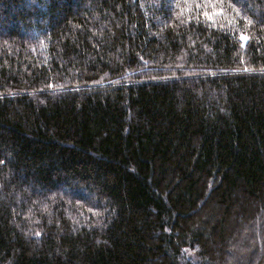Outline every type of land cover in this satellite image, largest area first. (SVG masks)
I'll use <instances>...</instances> for the list:
<instances>
[{
    "label": "trees",
    "instance_id": "trees-1",
    "mask_svg": "<svg viewBox=\"0 0 264 264\" xmlns=\"http://www.w3.org/2000/svg\"><path fill=\"white\" fill-rule=\"evenodd\" d=\"M0 264H264V0H0Z\"/></svg>",
    "mask_w": 264,
    "mask_h": 264
},
{
    "label": "snow or ice",
    "instance_id": "snow-or-ice-1",
    "mask_svg": "<svg viewBox=\"0 0 264 264\" xmlns=\"http://www.w3.org/2000/svg\"><path fill=\"white\" fill-rule=\"evenodd\" d=\"M241 39L246 41L247 40V37H244V36H241Z\"/></svg>",
    "mask_w": 264,
    "mask_h": 264
},
{
    "label": "rangeland",
    "instance_id": "rangeland-1",
    "mask_svg": "<svg viewBox=\"0 0 264 264\" xmlns=\"http://www.w3.org/2000/svg\"><path fill=\"white\" fill-rule=\"evenodd\" d=\"M244 239V236L242 237V240Z\"/></svg>",
    "mask_w": 264,
    "mask_h": 264
}]
</instances>
